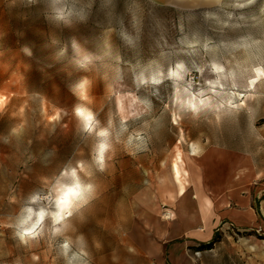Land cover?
I'll return each mask as SVG.
<instances>
[{
	"label": "rangeland",
	"instance_id": "rangeland-1",
	"mask_svg": "<svg viewBox=\"0 0 264 264\" xmlns=\"http://www.w3.org/2000/svg\"><path fill=\"white\" fill-rule=\"evenodd\" d=\"M73 39L99 57L88 71L71 62ZM84 76L87 106L111 121L102 171L74 112ZM126 76L141 115L118 86ZM70 168L94 186L87 203L22 241L21 210L56 211L46 197ZM206 176L229 208L252 194L260 225L205 213ZM182 191L200 223L170 219ZM261 219L264 0H0V264H264Z\"/></svg>",
	"mask_w": 264,
	"mask_h": 264
},
{
	"label": "clouds",
	"instance_id": "clouds-1",
	"mask_svg": "<svg viewBox=\"0 0 264 264\" xmlns=\"http://www.w3.org/2000/svg\"><path fill=\"white\" fill-rule=\"evenodd\" d=\"M55 18L57 20H66L63 11H59ZM53 43H56V41H53ZM72 49L74 58L71 62L83 71H88L93 61L99 59V57L82 49L75 39L72 40ZM66 51V48H61L56 54L57 58L63 57ZM91 83V80L87 76L81 77L79 81L71 86V91L81 101V103L75 106L74 112L82 122L84 131L89 134L94 133L97 138V143L94 146V161L102 171L104 169L105 154L112 148L109 139L111 135L109 130L111 128V121H109L108 127H101L100 122L96 119V114L87 106L91 102L89 96ZM81 170H83L82 166ZM65 178H68L70 182L65 183ZM45 183H47V180H45ZM93 190V185L83 184L80 181L76 169H66L52 186L49 197H46V199L53 200L56 211L48 212L46 209L37 211L32 207L23 208L15 225L17 235L25 242H27L26 237L35 238V236L40 234L37 232V228L42 224L46 216H51L54 224L61 222L66 217L72 215L73 209H78L82 204L87 203V195L92 193ZM38 199V196L33 195L29 198V202L35 203ZM61 231V228H55L54 234H60ZM61 247L64 249V254L67 255L69 243L66 241ZM69 264H72L71 260H69Z\"/></svg>",
	"mask_w": 264,
	"mask_h": 264
},
{
	"label": "bare ground",
	"instance_id": "bare-ground-1",
	"mask_svg": "<svg viewBox=\"0 0 264 264\" xmlns=\"http://www.w3.org/2000/svg\"><path fill=\"white\" fill-rule=\"evenodd\" d=\"M131 71V69L128 67L125 69V74L128 75V73ZM120 89H126L130 91V104L132 107V113L133 115H141L144 111H146L145 105L140 101L138 95L134 92V86L132 82H128V76H126V81L118 84ZM197 154V149H193V155ZM173 174L175 178L179 177V168L175 166L173 168ZM205 188H206V195L203 198L202 203V210L207 213L211 214L212 210L214 208V201L212 199L214 195L213 191V185L210 183L209 177L206 176L205 178ZM191 203L189 199L187 198V193L185 191H182L180 193L179 202H178V208L177 211L168 210V214L172 222H175L177 220H187L191 223H200V211L199 209H194L193 211L190 210Z\"/></svg>",
	"mask_w": 264,
	"mask_h": 264
},
{
	"label": "crops",
	"instance_id": "crops-1",
	"mask_svg": "<svg viewBox=\"0 0 264 264\" xmlns=\"http://www.w3.org/2000/svg\"><path fill=\"white\" fill-rule=\"evenodd\" d=\"M209 159H212V158H206V162L204 163L205 168L208 170L216 168V164L218 165L219 162L216 161V164H213L212 166V164L207 162ZM216 160H218V158ZM247 163H249L248 160H247ZM209 180H210V183L213 185V191H214V195L212 197L214 201V208L212 212L214 213L215 211H217L218 217H221L222 221H229V222L234 223V225L241 226V227H251L252 225H260L258 222V216L256 215L254 211V204L252 203V200H253L252 194H250L248 200L246 199L245 204L243 205V208L232 209V208H229L228 201H226L225 199L221 197L220 198L217 197L218 195L216 194L217 189L214 186L211 180V177H209ZM205 194H206V188H205ZM262 197H263V194H256L254 196V199L260 201ZM261 221L262 223H264V219H261Z\"/></svg>",
	"mask_w": 264,
	"mask_h": 264
},
{
	"label": "trees",
	"instance_id": "trees-1",
	"mask_svg": "<svg viewBox=\"0 0 264 264\" xmlns=\"http://www.w3.org/2000/svg\"><path fill=\"white\" fill-rule=\"evenodd\" d=\"M213 243H216V241H213L212 243L208 244V246L210 247Z\"/></svg>",
	"mask_w": 264,
	"mask_h": 264
}]
</instances>
